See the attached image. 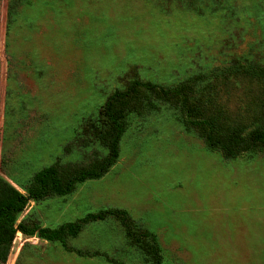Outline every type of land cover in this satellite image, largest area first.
Returning a JSON list of instances; mask_svg holds the SVG:
<instances>
[{
    "label": "rangeland",
    "instance_id": "obj_1",
    "mask_svg": "<svg viewBox=\"0 0 264 264\" xmlns=\"http://www.w3.org/2000/svg\"><path fill=\"white\" fill-rule=\"evenodd\" d=\"M235 64L264 69V0H0V175L27 193L46 166L93 167L109 154L112 94ZM204 85L224 115L253 125L264 114L262 80L232 72ZM115 106L126 127L116 164L71 194L30 200L19 219L53 228L126 209L157 235L163 264H264V152L209 149L176 98L137 88ZM67 243L18 232L5 264H153L114 216Z\"/></svg>",
    "mask_w": 264,
    "mask_h": 264
},
{
    "label": "trees",
    "instance_id": "obj_2",
    "mask_svg": "<svg viewBox=\"0 0 264 264\" xmlns=\"http://www.w3.org/2000/svg\"><path fill=\"white\" fill-rule=\"evenodd\" d=\"M232 72H240L242 75H248L252 79L264 82V69L242 64L218 69L212 74H198L170 87L136 81L127 90L112 94L106 102L105 110L110 122V131L105 142L108 145L109 154L95 166L69 171L60 170L57 165L46 166L33 176L27 193L21 192L0 175V264L8 261L18 232L28 237L37 236L48 241H59L66 250L73 251L74 249L68 246V237L77 236L86 224L102 221L107 216H114L120 220L127 237L133 243L140 244L142 247L147 245V250L153 258V264H163L157 235L142 227L137 229V225L126 209H100L78 220L65 222L53 228L32 222L27 217L19 218L30 200L39 201L51 196L71 194L79 184L103 177L116 164L120 156V142L126 127L123 117L125 116L124 107L117 109L115 103L131 97L137 88L146 89L166 98H176L185 124L199 131L207 147L220 151L224 157L233 159L264 152V114L260 116L257 114L251 123L253 125H248L237 115H224L214 96L207 91L210 89L208 86L204 85L202 89L199 87L196 89L201 81L206 82L210 80V77L229 76ZM203 89L209 92L208 95L203 92ZM195 95L193 102L192 96ZM258 108L255 109L256 112L264 109V104H260ZM76 252L80 255H87L77 250ZM110 261L116 262L111 258Z\"/></svg>",
    "mask_w": 264,
    "mask_h": 264
},
{
    "label": "crops",
    "instance_id": "obj_3",
    "mask_svg": "<svg viewBox=\"0 0 264 264\" xmlns=\"http://www.w3.org/2000/svg\"><path fill=\"white\" fill-rule=\"evenodd\" d=\"M19 233H21V232H19ZM22 234V233H21Z\"/></svg>",
    "mask_w": 264,
    "mask_h": 264
}]
</instances>
